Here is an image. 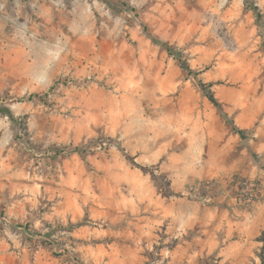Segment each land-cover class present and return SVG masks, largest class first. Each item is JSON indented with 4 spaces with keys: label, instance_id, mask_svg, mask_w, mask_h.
<instances>
[{
    "label": "rangeland",
    "instance_id": "1",
    "mask_svg": "<svg viewBox=\"0 0 264 264\" xmlns=\"http://www.w3.org/2000/svg\"><path fill=\"white\" fill-rule=\"evenodd\" d=\"M251 1L264 19V0ZM263 34L244 0H0V181L49 174L42 202L84 210L12 230L55 264H136L134 251L166 264L179 244L224 235L264 200V172L234 164L264 171ZM217 251L198 264H220Z\"/></svg>",
    "mask_w": 264,
    "mask_h": 264
},
{
    "label": "crops",
    "instance_id": "2",
    "mask_svg": "<svg viewBox=\"0 0 264 264\" xmlns=\"http://www.w3.org/2000/svg\"><path fill=\"white\" fill-rule=\"evenodd\" d=\"M258 100L262 102L260 112L264 114V92ZM261 130L264 131V126L262 129L259 128L258 135L261 134ZM257 148L258 151L264 152V143L258 144ZM232 152L230 151V153ZM241 153L245 152L241 151ZM238 163V172L259 179L263 177L264 171H258L255 167L245 168L241 161L234 162L235 165ZM40 178H45L48 183L32 185L29 182L31 179ZM49 178V174L44 177L36 174L31 176L26 171H20L9 173L0 181V217H4L10 223L8 228L0 233V264L56 263V260L48 256L42 249L31 250L29 244L22 241L23 235L12 230L11 223L30 224L32 228L41 231L56 222L67 221V219L73 222L83 217V208L76 206L74 209L72 204H67H70L69 201L60 199V201L51 204L42 202L54 198ZM251 207L252 210L240 214V218L226 221L224 235L207 230L205 238L199 241V247L193 241L187 242L184 246L179 244L177 249L169 254L166 264H187L190 262L198 264L201 258L214 253L217 249V258L220 264H247L246 262L255 260V250L258 251L262 245L257 238L264 233V200L254 203ZM215 229H218V226ZM133 253L139 259L136 264L146 263L147 258L141 256L139 251Z\"/></svg>",
    "mask_w": 264,
    "mask_h": 264
},
{
    "label": "trees",
    "instance_id": "3",
    "mask_svg": "<svg viewBox=\"0 0 264 264\" xmlns=\"http://www.w3.org/2000/svg\"><path fill=\"white\" fill-rule=\"evenodd\" d=\"M245 1V4L246 6L254 13L255 15V19H256V23H257V26L258 28L260 29H263L264 28V19H263V14L260 10V8L255 4L253 3L251 0H244ZM262 46H263V49H264V34H263V42H262ZM165 48H166V51L168 52V54H170L172 57L174 55L173 53V49L170 45L168 44H165ZM178 61L180 62V68L186 72L189 76H192L194 77L197 81H198V85H199V88L200 90L203 92V94L206 96V98L216 107L218 108V110L222 113L223 117L229 122V124L231 125L234 133L236 135H238L242 140H247L249 139V132L246 130V129H241L239 127H237L235 125V123L230 120L227 116V114H225L223 112V109H222V105L221 103L218 101V99L216 98L213 90H212V87H213V84L212 83H205L203 82L202 80L199 79V72H195L187 63L186 60H184L182 57H180V59H178ZM9 110H7V113L8 115H11L10 112H8ZM253 157L255 158L256 157V154H252ZM141 169L143 171H145L146 168H143L141 167ZM258 241L262 242L263 243V246H262V252H264V233L261 235L260 238H258ZM261 260H262V263L261 264H264V257L261 256L260 257Z\"/></svg>",
    "mask_w": 264,
    "mask_h": 264
},
{
    "label": "built area",
    "instance_id": "4",
    "mask_svg": "<svg viewBox=\"0 0 264 264\" xmlns=\"http://www.w3.org/2000/svg\"><path fill=\"white\" fill-rule=\"evenodd\" d=\"M103 145H105V143H104ZM97 149H102V145H101V144H99V146H98V148H97ZM19 229H21V228H19ZM0 232H2V226H0Z\"/></svg>",
    "mask_w": 264,
    "mask_h": 264
}]
</instances>
